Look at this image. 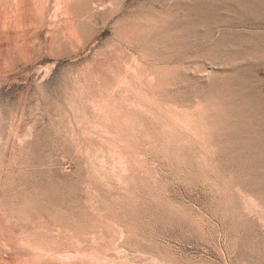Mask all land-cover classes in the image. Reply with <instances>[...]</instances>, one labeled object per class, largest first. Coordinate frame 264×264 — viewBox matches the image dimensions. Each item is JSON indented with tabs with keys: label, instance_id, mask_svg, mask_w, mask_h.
Segmentation results:
<instances>
[{
	"label": "rangeland",
	"instance_id": "374dc122",
	"mask_svg": "<svg viewBox=\"0 0 264 264\" xmlns=\"http://www.w3.org/2000/svg\"><path fill=\"white\" fill-rule=\"evenodd\" d=\"M66 18L0 29V264H264V0Z\"/></svg>",
	"mask_w": 264,
	"mask_h": 264
},
{
	"label": "bare ground",
	"instance_id": "6f19581e",
	"mask_svg": "<svg viewBox=\"0 0 264 264\" xmlns=\"http://www.w3.org/2000/svg\"><path fill=\"white\" fill-rule=\"evenodd\" d=\"M99 1L100 0H0V29L27 28L42 25L48 21H50L49 24L52 25V23H54L53 20L58 21L64 17L68 18L72 15H81L98 4ZM25 39L26 38H24V40ZM19 47L21 46L19 45ZM19 51H15L14 49L15 53Z\"/></svg>",
	"mask_w": 264,
	"mask_h": 264
},
{
	"label": "crops",
	"instance_id": "0c3cea01",
	"mask_svg": "<svg viewBox=\"0 0 264 264\" xmlns=\"http://www.w3.org/2000/svg\"><path fill=\"white\" fill-rule=\"evenodd\" d=\"M13 35V36H12ZM22 36H26V33L25 34H23V35H14V34H8V35H6V40H7V42H9V44L11 43V41L13 40V39H15L16 37H22Z\"/></svg>",
	"mask_w": 264,
	"mask_h": 264
}]
</instances>
